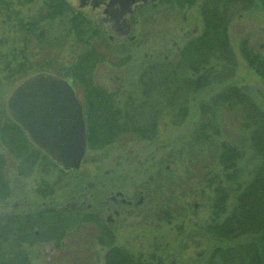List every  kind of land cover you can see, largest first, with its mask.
<instances>
[{
  "label": "rangeland",
  "instance_id": "obj_1",
  "mask_svg": "<svg viewBox=\"0 0 264 264\" xmlns=\"http://www.w3.org/2000/svg\"><path fill=\"white\" fill-rule=\"evenodd\" d=\"M215 1L220 3L209 0L207 4L218 11L226 3ZM50 2L0 0V124L9 119L6 99L21 77L47 71L68 79L82 103H87L88 90L93 95L96 89L105 91L113 97L116 109L95 99L94 119L103 123V108L106 114L117 111L123 127L109 144L88 147L79 170L68 174H62L31 144L17 156L0 141L10 190L0 195V226L15 229L10 214L34 213L45 207L61 210L70 201L79 200L78 192L92 181L98 185L91 191H99L103 198L120 189L135 202L138 190L144 189L145 201L120 214L110 226L114 246L140 254L152 264H250L247 247L234 250V245L246 238L220 239L208 225L215 200L224 198L217 188L225 189L228 215L237 204L234 182L238 180L233 179L239 178V186L246 184L260 163L250 146L253 124L246 110L250 105L231 96L234 91L244 93L260 110L263 116L257 117L255 127L262 136L264 82L242 51L245 44L264 57L260 1L229 4L227 35L232 64L225 63V67L212 59L214 67L204 74L209 83L199 90L192 80L201 71L193 74L179 59L184 45L201 33L204 12H209L204 0H156L140 7L132 22L133 38L124 40H110L85 13L81 14L89 20V27L81 26L75 32L72 19L79 12L69 7L60 16L45 17L53 10ZM41 15L45 18L40 19ZM90 49L97 57L92 84L83 86L74 80L73 84L72 66ZM19 66L17 75L14 71ZM224 143L236 148L235 166L225 168L228 175L218 164ZM116 167L118 179L104 176L106 170ZM153 194L158 198L152 200ZM249 209L252 211L251 205ZM155 211L162 213L160 220L153 217ZM101 236L92 222L74 219L58 241L23 242L21 247L27 253V264H105L108 248L101 244ZM0 245L6 254L21 248L12 240H1Z\"/></svg>",
  "mask_w": 264,
  "mask_h": 264
},
{
  "label": "trees",
  "instance_id": "obj_2",
  "mask_svg": "<svg viewBox=\"0 0 264 264\" xmlns=\"http://www.w3.org/2000/svg\"><path fill=\"white\" fill-rule=\"evenodd\" d=\"M204 1L208 6L207 11L209 12H204L203 27L201 33L199 34V36L191 39L184 45L180 53L181 59H179V61H181L182 63V66L193 74L198 73V70L201 71L200 74H198L197 77L193 79L194 81L192 80V84L195 88H198L197 90L209 83V81L206 79L207 77H205L204 74L206 71H211V69L214 67V63L211 62L212 59L215 62H218V64H220V62H223L224 66L225 63L226 66L229 62L232 64L233 60L232 57H230L231 54L228 47L229 43L227 26L231 13L229 4L233 3L235 0H226L223 8L219 11L212 9L210 5L207 4L209 0ZM259 1L262 8L264 9V0ZM191 2L192 0H189V3ZM213 2H215V4L220 3V1L215 0H213ZM238 4L239 0L238 3H234L235 6ZM50 7L53 8V10L51 12H48L45 17L50 16V18H53L67 12V5L63 0H51ZM232 9L233 6L231 7V11ZM42 17L43 15L40 16V19ZM45 17H43V19ZM73 17L75 18L72 19L74 22L72 23V30H74L75 32L81 26L87 28L89 27V20L86 19V16L78 13L76 15H73ZM242 51L244 53V58L247 64L251 67V69L255 70V72L262 78V81L264 82V57H261L257 53H253V51L245 44L242 48ZM94 56H96V54L92 49L78 56L77 63L72 66V71H70L72 75H70L71 77H69L72 79V82L74 80L78 83H81L83 86L92 84L91 74L94 69V64L97 61V57L94 58ZM230 67L232 66L230 65ZM19 68L20 66L16 71H14V73H17V75L20 72ZM27 70L28 69H26L25 71ZM173 75L177 76L176 73H173ZM25 76L26 74H24L21 78H24ZM173 82H175L174 79ZM156 87L157 86H155V88ZM96 90L97 94L95 95L92 94L91 89L88 90L90 95L89 93H87L86 134L87 146L89 148H94L98 145L100 147L109 144L115 139L116 135L122 130L123 127V125L120 124V120L122 118L118 116L117 111H109V113L106 114L105 108H103L102 113L104 114L105 112L106 114V119L102 116L103 114H101L103 123H100L101 119L100 121L94 119L96 115H94L95 111L93 113V109L95 107H93L94 104H92V102L95 99L99 100V103L104 105V107H108L107 105L110 104L112 109H116V102H114L113 97L104 94L106 92L103 90H101V92H99V89ZM231 96H233L232 98L235 97L234 99L239 100V102H241L242 104L245 102L248 106L250 105L248 108H246V110L249 111V121L253 124L252 136L251 139H249L250 146L252 145L254 154L259 156L260 163L253 174L250 176V178H248L246 184L241 185L242 187L239 186V178L237 179L236 177V179H233L238 180L234 182V185L237 186L235 189L238 191L236 197L237 200L235 202L237 204L232 209V212H230V214L228 215L225 214L226 206L224 202V198H226L227 195L225 191H222L224 188H217L218 195L220 194V196H223L224 198L215 200V208L212 211L213 214L211 215V220L208 227L209 230L220 239L246 238L247 241H241L240 243L238 241L237 244L234 245V250L238 249V251H242V248L243 250H245V248L247 247L246 252L248 254V257L246 261H248L250 264H264V120L259 123L263 131L262 136H260L258 135V130H256L255 127V120L257 119V117L262 115L260 110L244 93L239 94L237 93V91H234V94H232ZM132 128L136 130L135 127ZM139 130L140 129H138V131ZM0 141L4 144L9 152L17 156L18 154L20 155L22 153H25V151L27 152L26 149L29 145L25 135H23L20 128L11 121L10 117L9 119L4 120L2 124H0ZM235 149L236 148L234 146L224 143L221 153L218 154V164L223 167V170L225 172L224 175H228L226 173L227 169L235 166ZM2 167L3 161H1L0 158V195L4 194V190L9 191V185L6 181V177L3 173ZM236 171H238V169ZM249 205H251L252 211L249 209ZM38 210L39 211L34 213L31 212L23 215L12 217L10 216L12 221L11 223L15 224V229L13 230L11 226V228L7 230L6 226H0V230H2V232H0V241L12 240L15 244L19 245L23 244V242H44L48 240L58 241V239L64 233V230L66 229L68 223H73L74 219H76V222L87 220L86 216L83 215V217L80 218V216L73 213V210H70V212H68L69 210L65 209V207L61 210H57L54 207L50 208V210H48L47 207ZM47 211H50L49 233L47 230L49 229V227L47 228V225L49 223V216L46 214ZM222 214L225 217L223 218V220L219 218ZM63 216L66 217L64 221ZM161 216V212L155 211V214H153V217L157 220H160ZM32 220L35 222H33ZM17 225L18 228L16 227ZM36 228L39 230L37 235L34 233V230ZM100 228L107 230V226L105 227L103 225H100ZM42 230H45L44 234L42 233ZM14 232L18 233V235ZM102 235L103 236H101L99 240L101 241V244H106L108 248L104 255L106 260L105 264H152V261L149 263V261H146V259H144L140 254H134L124 248L114 246L113 240L111 238L112 234H110V232L102 231ZM105 236L110 237L107 239ZM236 245L238 247H236ZM22 250L17 248L14 251L10 250L11 252H8V254H6L0 245V264H27V253L23 248ZM220 250L221 249H218V252ZM150 259L155 261L161 260L159 257H152Z\"/></svg>",
  "mask_w": 264,
  "mask_h": 264
},
{
  "label": "water",
  "instance_id": "obj_3",
  "mask_svg": "<svg viewBox=\"0 0 264 264\" xmlns=\"http://www.w3.org/2000/svg\"><path fill=\"white\" fill-rule=\"evenodd\" d=\"M89 15L110 40L133 31L136 7L156 0H64ZM133 38V37H131ZM7 109L29 140L62 169L78 168L85 153L82 111L67 80L37 72L19 82L7 97Z\"/></svg>",
  "mask_w": 264,
  "mask_h": 264
},
{
  "label": "flooded vegetation",
  "instance_id": "obj_4",
  "mask_svg": "<svg viewBox=\"0 0 264 264\" xmlns=\"http://www.w3.org/2000/svg\"><path fill=\"white\" fill-rule=\"evenodd\" d=\"M67 7L70 8L69 5H67ZM140 7L141 6H138L136 8V11H138V9ZM73 89H74V91L76 93V90H75L74 86H73ZM78 102H79L80 107H81V111H82V115H83V119H84V123H85V127H86V125H87L86 124L87 104H86V102L82 103L79 100V98H78ZM12 122L15 123L14 121H12ZM20 130L22 131L21 128H20ZM86 130H87V128H86ZM22 133H23V135H25L26 139H28V137L25 134V132L22 131ZM55 167L62 174H68L70 172H75V171L79 170V168L78 169L63 170V169H61L60 167H58L56 165H55ZM2 168H3V173H4L5 163H3V167ZM108 175H112V178L118 179L119 178V174H118L117 167L113 168V169H110V170H106V173L104 174V176H108ZM112 178L110 177V179H112ZM80 179H81V177H79V180ZM110 179L108 178V181H110L111 184L113 185L114 182H112V180H110ZM151 179H152V177L149 176L148 181H151ZM148 181H146V182H148ZM118 182L119 181H116V183H118ZM146 182H145V184H146ZM98 183H100L102 186L104 185V184H102L100 182V180L98 181ZM111 184L109 186H112ZM94 185L97 186L98 184H96V182H92V181L86 182V187L87 188L84 189V190L79 191L78 194H77L79 200L70 201L68 204L65 205V209H68L69 210L68 212H70V210H73L74 211L73 213L78 215V216H80V218H82L83 215L86 216L87 217L86 218L87 221L92 222L96 226V228H98V231L100 233H102V231L110 232V229H111L110 226L114 224L116 218H118L120 216V214H122L125 211L129 212V211H131V210H133L135 208H138V206H140L145 201V197H144L145 195L143 193L144 189L138 190V198H137V200L135 202H133L132 199L127 198L124 195L123 191H121L120 189H115V192L111 191L110 194L106 198H103L100 195L99 191L98 192L91 191V188ZM155 198H158V197H157L156 194H153L151 196V199L153 200ZM159 201H160V199H159ZM48 210H50V207H48ZM27 213H31V212H24V213H21V214H10V216L12 217V216L23 215V214H27ZM46 214L49 216V223L47 225V228L49 227V229H48V233H49L50 232V211H47ZM100 225H103L105 227L107 226V230H104L103 228H100ZM34 233L36 235L38 234V229L37 228L34 230ZM19 246L21 247V244ZM27 259H28V256H27Z\"/></svg>",
  "mask_w": 264,
  "mask_h": 264
}]
</instances>
